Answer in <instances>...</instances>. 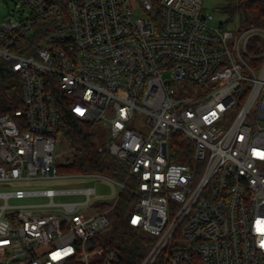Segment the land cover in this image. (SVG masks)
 Instances as JSON below:
<instances>
[{
	"label": "built area",
	"instance_id": "1",
	"mask_svg": "<svg viewBox=\"0 0 264 264\" xmlns=\"http://www.w3.org/2000/svg\"><path fill=\"white\" fill-rule=\"evenodd\" d=\"M18 1L28 15L0 22L22 86V107L0 97V184L92 175L57 171L66 104L135 180L140 264H264V26H213L202 0ZM111 181L106 210L93 188L0 192V264H117L96 241L125 187ZM72 194L86 199L54 201Z\"/></svg>",
	"mask_w": 264,
	"mask_h": 264
},
{
	"label": "trees",
	"instance_id": "2",
	"mask_svg": "<svg viewBox=\"0 0 264 264\" xmlns=\"http://www.w3.org/2000/svg\"><path fill=\"white\" fill-rule=\"evenodd\" d=\"M224 9L230 12V17L238 11L242 27L264 26V0H238L236 5L229 4ZM8 94L12 98L4 112L22 107L20 80L0 62V97L6 98ZM60 112L59 135L68 144L70 159L67 165L57 166L58 173L99 174L125 184L118 204L109 214L110 227L101 232L96 241L116 253L117 264H140L153 243V237L129 222V216L140 200L135 180L128 176V168L117 158L107 151H99L100 134L95 131L99 123L80 121L66 104L60 106ZM108 205L103 203L99 207Z\"/></svg>",
	"mask_w": 264,
	"mask_h": 264
},
{
	"label": "rangeland",
	"instance_id": "3",
	"mask_svg": "<svg viewBox=\"0 0 264 264\" xmlns=\"http://www.w3.org/2000/svg\"><path fill=\"white\" fill-rule=\"evenodd\" d=\"M238 0H202L203 9L205 14H212L214 16L213 26H219L224 24L226 28H236L241 27V18L238 11L233 12V17H230V12H227L224 8L229 5H236ZM28 15V10L23 8L18 0H0V22L3 23L9 18H13L14 21L23 18ZM135 17H140L142 15L141 9H135ZM189 97H194L192 92L186 93ZM97 133L102 135L105 129L99 125L95 130ZM101 140V139H100ZM55 163L57 166L67 165L70 159V151L68 144L59 135L57 138V144L54 154ZM61 175L75 176L82 174L91 173H79V174H65L59 173ZM112 179L106 176H99L97 174H92L87 179H79L77 177L67 178V179H54L52 181H42L27 184H0V192L15 191L17 189H23L27 191H40L46 189H83V188H93L95 193L91 196V201L96 204L111 203L115 197V193L119 191L118 185L111 181ZM115 181V180H114ZM86 199L84 195L72 194V195H60L55 197L56 203H70V202H83ZM49 200L44 197H28L25 199H11L10 205H42ZM4 204V200L0 199V207ZM110 207L100 208L101 210H106ZM112 212V211H111Z\"/></svg>",
	"mask_w": 264,
	"mask_h": 264
}]
</instances>
